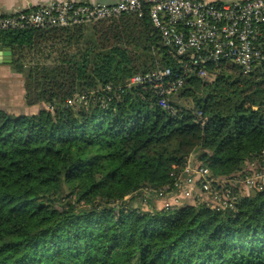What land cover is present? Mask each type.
I'll use <instances>...</instances> for the list:
<instances>
[{"label": "trees", "instance_id": "16d2710c", "mask_svg": "<svg viewBox=\"0 0 264 264\" xmlns=\"http://www.w3.org/2000/svg\"><path fill=\"white\" fill-rule=\"evenodd\" d=\"M42 45L52 62L18 65ZM5 48L39 110L0 109V264H264V191L236 211L135 207L156 203L145 189L173 187L189 159L229 178L264 152V63L249 76L208 65L162 107L149 86L117 90L161 68L185 75L147 14L0 30Z\"/></svg>", "mask_w": 264, "mask_h": 264}, {"label": "built area", "instance_id": "2783aa9c", "mask_svg": "<svg viewBox=\"0 0 264 264\" xmlns=\"http://www.w3.org/2000/svg\"><path fill=\"white\" fill-rule=\"evenodd\" d=\"M125 14L150 17L163 44L181 59L185 75L174 77L171 68H161L136 75L117 90L149 86L162 97V107H167L166 97L185 85V76L199 71L205 77L208 65L236 68L249 76L264 63V0H117L114 5L53 0L0 15V30L75 28ZM87 98L80 95L67 105L82 104ZM262 191L264 152L247 159L241 171L229 178L216 177L208 167L189 159L173 187L158 192L145 189V195L155 196L164 211L193 202H204L217 211H236L242 197Z\"/></svg>", "mask_w": 264, "mask_h": 264}, {"label": "rangeland", "instance_id": "374dc122", "mask_svg": "<svg viewBox=\"0 0 264 264\" xmlns=\"http://www.w3.org/2000/svg\"><path fill=\"white\" fill-rule=\"evenodd\" d=\"M59 46V45H58ZM50 46L46 47L42 45L40 47H36L31 51H26L24 56H22L18 63L21 65L24 70H27L29 66H33L37 63H50L53 59H50ZM55 54H52V57ZM9 71H0V109H5L6 111L19 115V114H34L38 112L39 105L29 106L25 100V89H24V80L22 74H19L16 68L11 64ZM223 71V70H221ZM229 73H233L231 70ZM215 76L209 77L207 80L209 82L213 81ZM184 105L190 106V101H182ZM189 102V103H188ZM220 147V144L217 143L212 147H206V151L209 153H213L216 149ZM195 158L194 155L190 156ZM135 207L144 211L149 210H160L161 206L158 203H150L146 204L142 198L136 200Z\"/></svg>", "mask_w": 264, "mask_h": 264}, {"label": "crops", "instance_id": "0c3cea01", "mask_svg": "<svg viewBox=\"0 0 264 264\" xmlns=\"http://www.w3.org/2000/svg\"><path fill=\"white\" fill-rule=\"evenodd\" d=\"M53 0H0V15H5L13 11L26 9L28 7H41ZM77 3H103L114 5L117 0H72ZM211 1H231V0H211ZM1 51V50H0ZM10 65L0 64V71H9Z\"/></svg>", "mask_w": 264, "mask_h": 264}, {"label": "water", "instance_id": "95a60500", "mask_svg": "<svg viewBox=\"0 0 264 264\" xmlns=\"http://www.w3.org/2000/svg\"><path fill=\"white\" fill-rule=\"evenodd\" d=\"M13 62V53L9 48L0 51V64L11 65Z\"/></svg>", "mask_w": 264, "mask_h": 264}]
</instances>
